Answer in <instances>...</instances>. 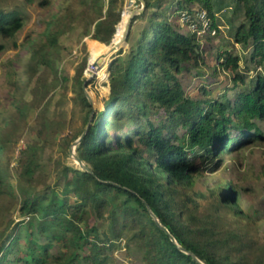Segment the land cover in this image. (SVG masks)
Returning <instances> with one entry per match:
<instances>
[{"label":"trees","instance_id":"1","mask_svg":"<svg viewBox=\"0 0 264 264\" xmlns=\"http://www.w3.org/2000/svg\"><path fill=\"white\" fill-rule=\"evenodd\" d=\"M145 1V11L132 21L128 46L111 60L104 109L80 146L97 176L62 166L53 183L40 187L37 139L20 151L17 187L0 167V264H113L112 253L122 243L129 253H139V264H198L158 226L146 202L211 264H264V233L257 230L264 216L242 212L230 183L192 189L205 171L201 162L264 141V0ZM38 4L45 12L13 59L11 96L0 109L2 129L26 116L29 88L37 98L51 91L56 96L58 87L67 86L56 60L69 32L80 29L83 37L112 41L125 0ZM195 5L207 11L216 34L219 14L229 10L223 15L232 42L225 39L224 47L218 40L215 48L220 65L232 72V84L219 95L204 83L195 95L186 90L185 73L204 62V49L197 32L182 31L171 16L175 8L191 12ZM25 19L18 10L0 8V36L15 38ZM138 21L145 23L133 34ZM236 44L243 55L233 54ZM86 64L78 67L75 86ZM78 99L84 124L91 105L81 86ZM6 139L0 137V162ZM8 255L14 256L9 263Z\"/></svg>","mask_w":264,"mask_h":264},{"label":"rangeland","instance_id":"2","mask_svg":"<svg viewBox=\"0 0 264 264\" xmlns=\"http://www.w3.org/2000/svg\"><path fill=\"white\" fill-rule=\"evenodd\" d=\"M40 1L0 0V8L7 11L18 10L26 17L24 28L17 33L15 38L0 36V45H2L0 46V109L8 103L11 96L10 89L12 88L9 74L12 73L13 59L16 58L21 48L19 45L27 40L30 33L33 32L32 30L38 28L39 25L36 20L41 12L42 16L44 15L45 10L43 11V8L41 9L38 6ZM140 6L141 2L139 0L132 3L131 0H125L124 10L127 9L131 12ZM198 9H200L199 6L195 5L193 13ZM227 11L229 10H223L219 14L218 20H216V24L219 25L217 34L216 32L214 34L210 32L197 34L204 49L205 63L202 62L201 65L193 67L190 73H185L186 90L192 95L197 94V87L203 83L214 90V95H219L220 92H223L226 87L232 84L229 79L232 72L220 65L222 60H218L215 48L218 40L225 47L224 40L230 39L229 41L232 42L233 39L230 38L232 34L227 23L228 20L223 15ZM181 12H183L182 9L175 8L171 19L181 25L182 31L188 32L191 28L181 19ZM144 23V21L136 22L133 34H137ZM112 42L109 44L99 43L89 36L83 37L80 29L69 32L63 38L61 57L56 60L58 70L62 76L66 75L68 78L65 83L67 86L58 87L55 91L56 96H53L51 91L46 96L39 95L37 98H33L31 95L34 88H29L31 91L29 90L28 95L25 96L28 105L24 119L17 121L14 127L8 126L5 129L0 127V137L7 136L5 150L1 155L0 167L8 176V181L13 187L19 185L17 164L20 151L25 148L27 143L36 139L40 140L42 144V149L39 152L40 167L36 175L40 187L44 184L53 183L57 168L62 166L66 168L69 163L74 164L69 150L72 140L76 137L75 135H78L85 126V123L83 124L85 110H83L78 99L79 88L81 86L82 89L83 82L94 73L90 67L93 47L91 45L99 43L108 47L111 46ZM127 46L128 43L124 44L123 47ZM230 49L232 50L231 46ZM232 52L233 54H244L243 49L237 44L236 49H233ZM113 56L114 54L109 57V62ZM85 60L87 64L83 73V81L80 86H75L73 77L77 76V69ZM105 72V79L95 76L88 84V90L94 101L90 112L97 110L96 114L98 110L104 109V102L109 95L108 67ZM200 96L204 99L207 98L203 95ZM152 118L156 119L155 116H152ZM178 131L182 134L184 130L180 126ZM222 155V159L217 156L209 164L200 163L205 167V171L196 177L192 189L209 191L220 189L230 183L237 190V203L242 212L264 216V210H260L264 203V141L245 145L231 152L225 151ZM14 216L18 217V214L14 212ZM107 217L105 215L102 226L107 224ZM257 224V230L262 235L264 233V218ZM133 232L134 229L132 228L130 234H133ZM124 246V243H122L123 248L115 249L112 253L113 264H139V253L135 249L129 253ZM13 257L8 255L6 261L8 263L13 261Z\"/></svg>","mask_w":264,"mask_h":264},{"label":"water","instance_id":"3","mask_svg":"<svg viewBox=\"0 0 264 264\" xmlns=\"http://www.w3.org/2000/svg\"><path fill=\"white\" fill-rule=\"evenodd\" d=\"M139 1L141 2V6L139 8H135V9H133L131 11L129 19H128V22H127L126 27H125V31H124L123 37H122V42L119 43V44H116V45H114L112 47V52H111L110 56L115 54L120 48H122L124 46V44L127 43V36H128L129 29L131 27V24H132V21H133L134 17L136 15H138V14L143 13L145 11L146 1L145 0H139ZM124 11L122 13V17H123ZM117 29H118V26H117ZM113 39H112V41H113ZM110 63H111V61L109 62V65H108V74H109ZM95 76H96V74L94 72L82 84L83 95L87 99L88 104H90V105H93L94 101H93V98H92V96H91V94H90V92L88 90V84H89L90 80L92 78H94ZM96 111L94 110L93 112H90L88 114L85 126L83 127L81 132L72 140V144H71L69 153H70L71 159L74 160V164L69 163V164L66 165L67 167H69L71 169H76V170H80V171H83V172H88V173H90V174H92L94 176H97V174H96L93 166L80 156V146H81L82 142L84 141V139L87 137L88 133L93 128V126L95 125L94 119H95ZM100 180L103 181V182L119 185L118 183H116L114 181H105V180H102V179H100ZM146 205H147L148 210L150 211L153 219L158 224V226L167 234V236L171 239V241L180 250L185 252L187 255H190L198 264H211L207 260L201 258L193 250L188 249L179 240L178 236L176 235V233L174 232L172 227L160 216L159 212L154 207H152L149 203L146 202Z\"/></svg>","mask_w":264,"mask_h":264},{"label":"bare ground","instance_id":"4","mask_svg":"<svg viewBox=\"0 0 264 264\" xmlns=\"http://www.w3.org/2000/svg\"><path fill=\"white\" fill-rule=\"evenodd\" d=\"M135 0H131V3ZM130 11L125 10L123 17L118 25L117 32L114 35L113 42L111 46H105L104 44H99L96 43L92 44V50H91V64L90 67L91 69L95 72L96 77L105 79L106 78V68L109 65V56L112 52V47L116 44H119L122 42V37L125 31L126 24L128 22L129 16H130ZM95 43V42H93Z\"/></svg>","mask_w":264,"mask_h":264},{"label":"built area","instance_id":"5","mask_svg":"<svg viewBox=\"0 0 264 264\" xmlns=\"http://www.w3.org/2000/svg\"><path fill=\"white\" fill-rule=\"evenodd\" d=\"M193 11H183L180 13L181 19L187 23L192 32L202 34L206 32L215 33V30L211 26V18L205 9H198L195 13ZM200 23V24H199Z\"/></svg>","mask_w":264,"mask_h":264}]
</instances>
